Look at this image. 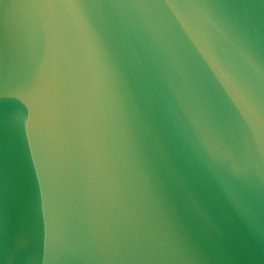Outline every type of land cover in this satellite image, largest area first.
<instances>
[{
	"label": "water",
	"instance_id": "obj_1",
	"mask_svg": "<svg viewBox=\"0 0 264 264\" xmlns=\"http://www.w3.org/2000/svg\"><path fill=\"white\" fill-rule=\"evenodd\" d=\"M0 264H264V0H0Z\"/></svg>",
	"mask_w": 264,
	"mask_h": 264
}]
</instances>
